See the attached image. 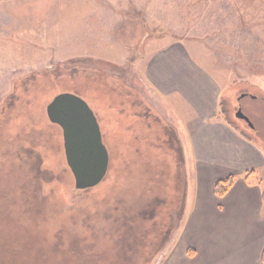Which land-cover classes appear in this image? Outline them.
Segmentation results:
<instances>
[{
    "label": "rangeland",
    "instance_id": "rangeland-1",
    "mask_svg": "<svg viewBox=\"0 0 264 264\" xmlns=\"http://www.w3.org/2000/svg\"><path fill=\"white\" fill-rule=\"evenodd\" d=\"M12 6L0 14V264H77L74 238L104 256L100 264H159L198 178L191 113L185 125L168 117L151 95L146 61L161 45L185 41L221 86L220 119L264 160V0ZM61 93L87 103L109 154L104 179L90 189L75 190L62 130L46 115ZM239 107L254 128L235 117ZM255 169L243 178L264 191V164Z\"/></svg>",
    "mask_w": 264,
    "mask_h": 264
},
{
    "label": "crops",
    "instance_id": "crops-1",
    "mask_svg": "<svg viewBox=\"0 0 264 264\" xmlns=\"http://www.w3.org/2000/svg\"><path fill=\"white\" fill-rule=\"evenodd\" d=\"M13 1L0 0V14L12 12ZM146 62L151 95L168 117L182 118L185 125V109L191 113L187 137L198 178L191 208L185 217L184 201L178 228L159 264H262L263 191L243 178L264 164L262 152L220 119L221 86L189 54L185 41L161 45ZM167 101L175 115L169 116ZM231 175L239 179L234 177L223 197L215 196L214 184Z\"/></svg>",
    "mask_w": 264,
    "mask_h": 264
},
{
    "label": "water",
    "instance_id": "water-1",
    "mask_svg": "<svg viewBox=\"0 0 264 264\" xmlns=\"http://www.w3.org/2000/svg\"><path fill=\"white\" fill-rule=\"evenodd\" d=\"M46 115L62 130L65 160L73 175L75 190L90 189L101 183L108 171L109 154L97 119L87 103L77 95L61 93L46 106ZM235 117L254 128L240 107Z\"/></svg>",
    "mask_w": 264,
    "mask_h": 264
},
{
    "label": "trees",
    "instance_id": "trees-1",
    "mask_svg": "<svg viewBox=\"0 0 264 264\" xmlns=\"http://www.w3.org/2000/svg\"><path fill=\"white\" fill-rule=\"evenodd\" d=\"M223 105L220 103L219 108L222 109ZM224 109V108H223ZM234 182L233 176H228L225 179L217 181L213 186V192L217 197H223L229 189L232 187ZM261 203L264 207V191L261 193ZM83 239L74 238L70 243V249L73 255L77 259V264H100L104 261L105 257L102 255L87 254L85 251L87 246L82 245ZM261 262L264 264V249L261 255Z\"/></svg>",
    "mask_w": 264,
    "mask_h": 264
}]
</instances>
